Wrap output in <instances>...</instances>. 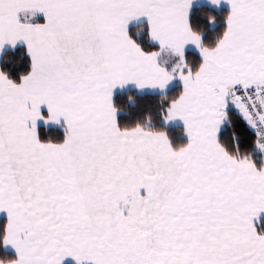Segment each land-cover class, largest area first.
<instances>
[{
  "label": "crops",
  "instance_id": "obj_1",
  "mask_svg": "<svg viewBox=\"0 0 264 264\" xmlns=\"http://www.w3.org/2000/svg\"><path fill=\"white\" fill-rule=\"evenodd\" d=\"M202 6L230 9L212 50L189 23ZM146 33L159 52L138 47ZM19 47L31 74L14 85L0 69L10 264H264V167L218 141L228 109L243 117L235 86L264 83V0H0V58ZM187 52L202 58L195 74ZM174 86L183 93L164 124L183 128L184 148L119 131L116 95ZM40 127L63 128L66 142L42 144Z\"/></svg>",
  "mask_w": 264,
  "mask_h": 264
},
{
  "label": "trees",
  "instance_id": "obj_2",
  "mask_svg": "<svg viewBox=\"0 0 264 264\" xmlns=\"http://www.w3.org/2000/svg\"><path fill=\"white\" fill-rule=\"evenodd\" d=\"M230 9L226 7H196L189 16L192 32L201 38L202 47L215 49L223 39ZM131 29V36H132ZM145 53L153 54L160 51L148 33L135 41ZM186 65L190 72L199 71L203 61L195 52L184 54ZM2 74L14 85H20L32 72V61L25 47L6 51L0 58ZM181 86L172 87L165 95L141 94L128 91L118 94L114 98V109L117 113V127L121 132L146 131L150 133L166 134L171 147L178 151L187 145V139L182 127H167L164 119L171 105L182 95ZM39 140L42 144H63L67 140V133L61 127H40ZM218 141L227 155L237 161L251 160L257 169L264 167L263 155L258 151L254 134L249 129L244 118L234 109L226 111V125L220 132ZM257 230L264 234V221L257 224ZM6 221L0 220V264H10L17 261L15 254L5 246Z\"/></svg>",
  "mask_w": 264,
  "mask_h": 264
},
{
  "label": "built area",
  "instance_id": "obj_3",
  "mask_svg": "<svg viewBox=\"0 0 264 264\" xmlns=\"http://www.w3.org/2000/svg\"><path fill=\"white\" fill-rule=\"evenodd\" d=\"M233 91L244 106L243 118L256 138L258 151L264 157V83L249 86L240 82Z\"/></svg>",
  "mask_w": 264,
  "mask_h": 264
},
{
  "label": "rangeland",
  "instance_id": "obj_4",
  "mask_svg": "<svg viewBox=\"0 0 264 264\" xmlns=\"http://www.w3.org/2000/svg\"><path fill=\"white\" fill-rule=\"evenodd\" d=\"M192 81V82H191ZM190 81V85H189V83L187 84V93L186 94H192V90H193V88L194 87H197V83L199 82L198 80H196V81H193V80H191ZM208 81H205V84H204V87H207V85H208ZM210 93H208V98H207V102H210V103H212V100L214 99V94H213V92H211V90H212V88H211V86H208V89H207ZM188 96V95H187ZM186 96V98H188ZM230 102L232 103V105H234V106H236V107H238L239 108V111H240V113L242 114V115H244V112H243V109H242V107L244 108V106H243V104H242V102L240 101V100H237L236 99V97L234 96V94L232 95V99L230 100ZM231 105V104H230ZM194 141V140H193Z\"/></svg>",
  "mask_w": 264,
  "mask_h": 264
}]
</instances>
